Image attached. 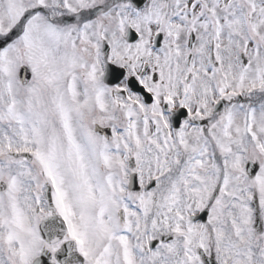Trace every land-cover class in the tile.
<instances>
[{
	"label": "snow or ice",
	"instance_id": "snow-or-ice-1",
	"mask_svg": "<svg viewBox=\"0 0 264 264\" xmlns=\"http://www.w3.org/2000/svg\"><path fill=\"white\" fill-rule=\"evenodd\" d=\"M0 264H264V0H0Z\"/></svg>",
	"mask_w": 264,
	"mask_h": 264
}]
</instances>
